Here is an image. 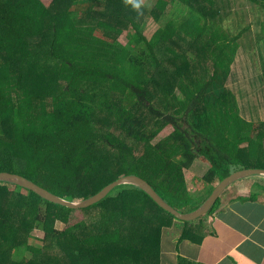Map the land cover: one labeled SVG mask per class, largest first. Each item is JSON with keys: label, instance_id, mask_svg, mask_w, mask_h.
I'll return each instance as SVG.
<instances>
[{"label": "trees", "instance_id": "16d2710c", "mask_svg": "<svg viewBox=\"0 0 264 264\" xmlns=\"http://www.w3.org/2000/svg\"><path fill=\"white\" fill-rule=\"evenodd\" d=\"M138 1L0 0V173L73 202L135 175L187 214L230 175L264 170V122L246 120L227 87L253 35L232 10L237 0H156L153 10L126 4ZM250 2L261 42L264 0ZM171 6L184 7L185 15L170 17ZM149 18L158 25L151 36ZM196 161L209 166L196 178L207 194L202 202L186 175ZM258 195L239 199L254 202ZM222 197L204 217L214 216ZM200 220H178L131 185L71 210L0 182V260L21 250L23 260L14 264H77L62 251L74 240L93 256L89 264H160L156 231L177 221L184 227L180 241L193 239ZM50 222L65 228L48 233ZM37 229L46 232L42 247L30 243Z\"/></svg>", "mask_w": 264, "mask_h": 264}, {"label": "rangeland", "instance_id": "374dc122", "mask_svg": "<svg viewBox=\"0 0 264 264\" xmlns=\"http://www.w3.org/2000/svg\"><path fill=\"white\" fill-rule=\"evenodd\" d=\"M234 1V0H231ZM46 6H49L54 2V0H43ZM156 0H139L138 3H140L139 9H144V7L150 8L153 10L155 7ZM136 3V2H135ZM201 1L198 0L197 4H200ZM129 6L134 7V3H131L130 5L128 2L126 3ZM176 6V5H175ZM57 9H59V5H55ZM135 8V7H134ZM179 8V7H178ZM257 6L250 2V0H245L244 2L241 0H237L236 4L233 6L232 10L233 12H241L244 16L245 23L247 25H251V30L253 32V35L251 36L248 33V37L245 40L244 48L241 49L236 57V61L233 65V71L231 73V76L227 82V87L233 91L238 99L239 104L241 107V114L242 116L248 120V121H260L264 122V41H259L258 36V26L254 25V17L257 15L256 11ZM174 6L169 8L170 17L174 19H180L182 18L185 13L186 9L183 7L179 8V11L174 10ZM151 18L147 19L146 22V28L145 32L148 36H151L155 30L158 28V25L155 24L153 21L150 20ZM121 42L126 44L127 43V32L124 33V35L121 36ZM248 48V49H247ZM171 133V130H166L164 133H162L157 139L156 142L165 138ZM209 166L201 161H196L193 165V167L186 172L187 175V181L188 185L190 187V190L194 196L196 197L197 201L202 202L204 198H206L207 194L206 191H198V189L201 188V185H203L202 180L196 182V178H202L206 172L208 171ZM251 179H244L241 181L236 182V185L230 187L228 193L233 191L236 192L234 195L235 197L241 198L242 196H245L246 198H249L252 193H259L260 196H264L263 193L260 192L259 189L251 188L252 183H260L262 186H264V177H258V179H255L253 181H250ZM198 183V184H197ZM200 185V187H199ZM252 189V190H251ZM14 188H10V191H13ZM226 192V193H227ZM264 199V198H262ZM223 200H225V195L221 199V203L223 204ZM240 202H245L240 200ZM220 203V205H221ZM219 205V206H220ZM95 216V215H91ZM204 220H207V217H203ZM177 222V221H176ZM200 222H204L203 219L200 220ZM94 224V217L91 218L88 222V226H92ZM167 228H163L159 233L156 231L157 234H155L156 237L160 236L162 239L164 236H166L165 243L167 245H170L171 242L174 243V240L177 238V236L180 234V227H175L174 225ZM65 228V225L62 223H53L50 222L47 226V232L50 233L54 229L55 230H63ZM46 236V232L41 229H37L32 233V237L30 240V243L34 246L42 247L43 245V239ZM165 238V237H164ZM161 239V241H162ZM144 242V240H143ZM172 244V247H168L166 244H163V246L160 247V252L168 251L170 250L175 251L176 246ZM63 247V246H62ZM156 247V246H155ZM71 248V249H69ZM24 250V249H22ZM78 250V251H77ZM62 251L65 254H68L67 256L73 257L75 255L76 259L74 261L77 264H83L82 261H80L78 258H80L81 254L85 257H88L87 264L90 263L91 258L93 256H90L91 254H88L85 252L84 247L77 241L71 240L69 241V244L67 247H63ZM25 253L20 250L14 251L11 254H9L5 259L0 260V264H14L15 262H20L23 260ZM92 262V260H91ZM65 263V262H64Z\"/></svg>", "mask_w": 264, "mask_h": 264}, {"label": "crops", "instance_id": "0c3cea01", "mask_svg": "<svg viewBox=\"0 0 264 264\" xmlns=\"http://www.w3.org/2000/svg\"><path fill=\"white\" fill-rule=\"evenodd\" d=\"M256 185L252 183L251 188L259 189ZM235 194L225 195L213 217L197 222L193 239L180 241L184 227L176 222L174 226L181 230L171 242L176 250L162 252L160 264H264V196L241 203ZM164 237L161 246L166 244ZM171 243L166 245L172 247Z\"/></svg>", "mask_w": 264, "mask_h": 264}, {"label": "water", "instance_id": "95a60500", "mask_svg": "<svg viewBox=\"0 0 264 264\" xmlns=\"http://www.w3.org/2000/svg\"><path fill=\"white\" fill-rule=\"evenodd\" d=\"M264 177V170L261 169H248L238 171L225 180H223L212 192L209 198L201 205L198 209L190 213H181L170 204H168L156 191L155 189L144 179L139 176H126L120 178L116 182L108 185L105 187L100 193L91 197L90 199L84 201H68L63 199L48 190L38 186L34 182L30 181L29 179L13 173L2 172L0 173V182H6L10 184L17 185L21 188H25L30 190L41 198L58 205L65 206L71 210H82L89 208L97 203L103 201L114 189L120 187L122 185H131L135 186L142 191H144L148 196H150L162 209L172 214L178 220L183 222H193L200 218H203L207 214L211 212L214 208L218 200L222 197L224 192L230 188L234 183L241 181L243 179L251 178V177Z\"/></svg>", "mask_w": 264, "mask_h": 264}, {"label": "clouds", "instance_id": "9594fccd", "mask_svg": "<svg viewBox=\"0 0 264 264\" xmlns=\"http://www.w3.org/2000/svg\"><path fill=\"white\" fill-rule=\"evenodd\" d=\"M129 2H132V0H129ZM140 6H141L140 3H138V2L134 3V7H135V8L139 9ZM231 187H232V186H231Z\"/></svg>", "mask_w": 264, "mask_h": 264}, {"label": "flooded vegetation", "instance_id": "af4514ba", "mask_svg": "<svg viewBox=\"0 0 264 264\" xmlns=\"http://www.w3.org/2000/svg\"><path fill=\"white\" fill-rule=\"evenodd\" d=\"M243 180H244V179H243ZM234 184H235V183H234ZM234 184H233V185H234Z\"/></svg>", "mask_w": 264, "mask_h": 264}]
</instances>
